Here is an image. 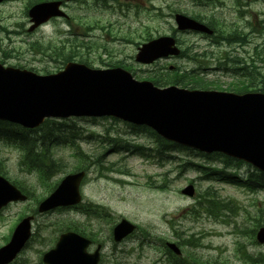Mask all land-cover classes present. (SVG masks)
Segmentation results:
<instances>
[{"label": "rangeland", "instance_id": "obj_1", "mask_svg": "<svg viewBox=\"0 0 264 264\" xmlns=\"http://www.w3.org/2000/svg\"><path fill=\"white\" fill-rule=\"evenodd\" d=\"M31 1L5 0L0 4V64L4 67L55 74L66 64L58 57L64 54L72 61L87 62L94 69L123 64L137 72L142 78L138 80L166 77L168 70L193 69L202 73V81L218 84H211L206 90L219 91L228 88L231 79L215 70L217 57L227 54L255 64L264 58V23H261L264 0H215L210 4H198L195 0H79L66 6L67 20H52L29 33L27 9ZM175 13L194 18L215 17L224 26L238 24L257 29L248 35L245 46H218L206 36L178 31L173 19ZM160 36H173L180 50L192 59L193 54L202 52H211L213 57L200 64L187 57L161 59L148 66L135 63L137 48ZM200 68L205 70L200 71ZM199 86L190 88L202 89ZM55 123L66 124V127H58L63 140L52 148V157L60 168L49 174L48 186L43 187L37 171L25 168L18 151L0 145L2 172L40 200L52 185L82 166L88 169L81 189L83 202L105 209L106 216L101 218L95 213L84 216L67 208L33 213L31 239L14 264H42V254L54 246L60 230L66 229L64 226L84 227L104 244L101 264H170V255L162 245L167 241L175 242V230L184 232V238L193 235L198 247L188 249L204 259L220 262L218 264H264V245H258L253 236L257 225L264 226V191L249 193L220 181L203 180L200 173L183 165L208 166L210 161L185 150L169 152L163 158L164 167L136 156L124 158L114 154L108 150L109 143L114 144L115 139L120 145L155 146L156 139L152 135L143 131L135 136L134 131L120 121L75 118ZM77 151L80 152L77 154ZM221 160L223 158L213 161L211 166L222 168ZM108 169L124 174L106 172ZM229 169L242 178L255 172L244 164L234 163ZM188 184L195 188L193 198L181 194ZM159 186L164 188L159 189ZM205 191L214 193L220 201L231 202L235 213L224 209L213 218L202 210H195L197 195ZM33 209L36 202L32 200L8 205L0 213V246L19 220L32 214ZM190 211L192 217L198 219H193ZM121 219L135 225L137 230L115 245L108 237V230Z\"/></svg>", "mask_w": 264, "mask_h": 264}, {"label": "water", "instance_id": "obj_2", "mask_svg": "<svg viewBox=\"0 0 264 264\" xmlns=\"http://www.w3.org/2000/svg\"><path fill=\"white\" fill-rule=\"evenodd\" d=\"M1 1V0H0ZM70 1V0H66ZM60 3L32 7L29 17L36 26L51 17L62 16ZM180 29L206 32L199 23L176 17ZM163 45L160 46L159 44ZM173 41L158 39L145 45L136 61L151 63L176 54ZM113 116L133 124L148 125L162 137L207 153L222 151L244 160L264 172V95L236 96L227 93L186 91L175 87L156 89L151 83H137L121 69L90 70L68 64L54 76L39 77L27 71L0 66V120L25 128L39 126L46 117ZM83 173L66 176L57 189L38 207L44 212L79 202L78 186ZM182 193L193 196L191 186ZM23 197L0 178V207ZM29 220L16 229L10 245L0 251V264L9 262L29 236ZM134 227L122 221L114 229V239L121 240ZM264 243V228L256 234ZM88 242L74 234L60 237L56 250L44 257L46 264H98V253H86ZM175 254L174 244H167Z\"/></svg>", "mask_w": 264, "mask_h": 264}, {"label": "trees", "instance_id": "obj_3", "mask_svg": "<svg viewBox=\"0 0 264 264\" xmlns=\"http://www.w3.org/2000/svg\"><path fill=\"white\" fill-rule=\"evenodd\" d=\"M215 21V20H213ZM217 25V23H216ZM216 33V40L221 42L222 44H233L236 43L239 46H245L248 42V35L251 32H245L244 29H238L237 27L232 28L231 26H224L222 23L218 25V27L214 28ZM60 59H62V63H66L72 61L69 56L64 54L58 55ZM218 66L223 70L231 72V76L233 78V82L230 84L229 89L235 92H248V91H258L264 92V58L260 60V63L255 64L250 61L249 63L241 60L237 57L230 58L227 54L223 58V62H218ZM151 79L153 83L157 86H166L168 84L180 85L182 87H187L190 81H194L199 84L200 78L193 79V76H188L186 73L180 74L178 72L168 73L166 77L160 76H152ZM201 83V82H200ZM66 124H57L52 120H47L40 128L35 131H27L23 130L15 125L8 123L0 122V141L5 145L16 147L23 151V159L22 164L28 167V170H34L38 172L39 180L43 181L44 185L48 186L49 184V174L52 170L58 168L59 165L55 164L50 159V150L48 145L51 144L58 145L62 142L63 138L60 135V130L58 127H66ZM57 126V127H55ZM138 130V129H137ZM150 133V135L155 136L153 132L146 130ZM41 133V136L40 134ZM34 134V135H33ZM60 135V136H58ZM157 141V151H165L166 149H176V146L161 141L156 138ZM49 142V143H46ZM113 142V140H112ZM39 150V151H38ZM212 157H221L219 155L213 156H205L209 161ZM231 159L224 157V164L230 165ZM233 162V161H232ZM34 164H37V167H34ZM34 167V168H31ZM184 167L188 168H196L198 173L203 174L205 179H210V176H214V172H217L216 169H211L209 172L201 171L200 166H193L191 164H185ZM60 168V167H59ZM58 168V169H59ZM78 169H82V166H78ZM31 173V172H29ZM221 177H225L224 179H231L230 175H225V171L223 170L220 174ZM264 181V175L253 173L248 176V179L245 182L246 188L250 190H256L257 184L259 182ZM20 189L24 190L22 185L18 186ZM49 188V187H48ZM47 188V189H48ZM199 200L196 203V207L198 210L204 211L209 216H213V218H217V215H221L224 209H227L229 212L233 214L236 209H234V205L232 203L220 201L214 193L205 192L204 194H200ZM233 211V212H232ZM34 212V210H33ZM85 212V209L82 211ZM66 230H75L79 233L84 234L86 230L83 228H71L70 226H64ZM254 233V231H253ZM178 237L177 244L181 247L186 248L185 257L177 258L171 255L170 252V264H218V261L204 259L201 256L197 255L193 251H189L188 248H196L198 246L197 240L194 239L192 235L188 236L186 239L176 234ZM225 264V263H222Z\"/></svg>", "mask_w": 264, "mask_h": 264}]
</instances>
